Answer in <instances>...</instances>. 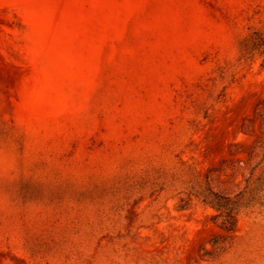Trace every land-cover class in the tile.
<instances>
[{"label": "rangeland", "instance_id": "374dc122", "mask_svg": "<svg viewBox=\"0 0 264 264\" xmlns=\"http://www.w3.org/2000/svg\"><path fill=\"white\" fill-rule=\"evenodd\" d=\"M263 38L264 0H0V264H264Z\"/></svg>", "mask_w": 264, "mask_h": 264}, {"label": "trees", "instance_id": "16d2710c", "mask_svg": "<svg viewBox=\"0 0 264 264\" xmlns=\"http://www.w3.org/2000/svg\"><path fill=\"white\" fill-rule=\"evenodd\" d=\"M264 41V38L262 39ZM229 199L227 197H222V196H218L217 201L213 204V206L218 209V210H222L224 207L222 206V202L223 201H228ZM225 210V214L223 216V219L221 221V228L227 232H231L234 231V227H235V215L233 212V209L224 208ZM215 244V243H213Z\"/></svg>", "mask_w": 264, "mask_h": 264}]
</instances>
